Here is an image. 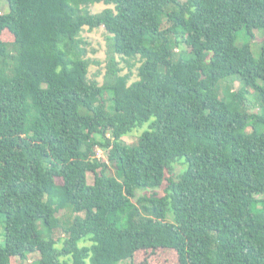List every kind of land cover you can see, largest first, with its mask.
<instances>
[{
  "label": "trees",
  "instance_id": "16d2710c",
  "mask_svg": "<svg viewBox=\"0 0 264 264\" xmlns=\"http://www.w3.org/2000/svg\"><path fill=\"white\" fill-rule=\"evenodd\" d=\"M6 1L0 264H264V44L236 45L264 0ZM100 27L101 85L82 38Z\"/></svg>",
  "mask_w": 264,
  "mask_h": 264
},
{
  "label": "rangeland",
  "instance_id": "374dc122",
  "mask_svg": "<svg viewBox=\"0 0 264 264\" xmlns=\"http://www.w3.org/2000/svg\"><path fill=\"white\" fill-rule=\"evenodd\" d=\"M105 8H108V6H105L103 4H96L89 8L90 12L95 14L98 12H101ZM10 12L8 3L6 0H0V14H8ZM4 40H8V36H2ZM106 32L104 28L100 27L97 29H94L92 31H88L87 28H84V31L82 32V38L87 41V50H88V57L91 61L98 62L99 64H91L89 67V78L95 79L100 85L103 82V76L106 70V63H107V43L105 40ZM243 44H249L250 49L252 51V54L255 58H258L261 52L262 45L264 44V31H254V38L251 39L249 36L246 35L244 31H241L238 33L236 45L242 46ZM116 62H119L120 67L123 68V70L120 72L121 75L127 74L128 72H132V81L137 80L136 74L137 70L136 67L139 66V64H136L132 70H130L125 62L121 61V59L116 56L115 57ZM228 86L232 91L237 92L242 88V83L237 80L236 78L228 79L223 81L221 91L223 88ZM253 92L250 91L249 96L247 97V103L244 105V108H246L249 113H259V105L257 104L256 99H254V95H252ZM147 129V125H144L141 129H136L130 134L129 136H126L123 138L124 142L127 144L133 143L138 136L142 134ZM259 131H264L263 128L259 129ZM98 156L100 158H104L103 152L99 151ZM179 169V167L177 166ZM57 183H61L60 179L56 180ZM87 182L89 184L93 183V174L89 173L87 175ZM66 211H61L57 214L58 217L63 219L65 215H68ZM169 218L172 216H168ZM59 237H62V234L60 231H56L54 233V238L57 239ZM5 242V228H4V222L3 219L0 217V246H4ZM39 257L37 254H31L27 257L25 261H20L17 258H13L12 262L13 264H37L36 260ZM141 258L137 256L136 262H139ZM167 261L169 263L174 262V258L168 254H163L162 252H158L155 255V262H162ZM120 264H128L127 262H123ZM130 264V263H129Z\"/></svg>",
  "mask_w": 264,
  "mask_h": 264
}]
</instances>
